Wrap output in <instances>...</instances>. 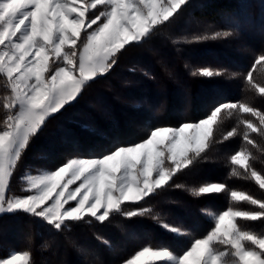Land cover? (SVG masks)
<instances>
[{"label":"trees","instance_id":"obj_1","mask_svg":"<svg viewBox=\"0 0 264 264\" xmlns=\"http://www.w3.org/2000/svg\"><path fill=\"white\" fill-rule=\"evenodd\" d=\"M217 32L221 35L212 38ZM260 55H264V0H189L140 44L126 46L110 72L89 82L65 110L48 118L19 161L8 194H28L26 175L55 170L69 158L98 157L116 146L131 145L157 127L198 122L223 102L245 103L264 112V94L247 81L252 71L253 81L264 86V67L253 68ZM204 67L222 70L223 75L192 74ZM0 78L2 100L9 88ZM5 118L0 107V126ZM244 119L259 125L249 113L224 112L213 126L211 143L174 175L170 186L139 205L125 204L126 211L150 210L142 216L114 213L103 223L86 217L67 221L57 230L22 211L0 214V260L26 251L29 264H122L143 247L166 246L180 253L206 235L215 216L229 207L258 210L248 201L231 198L232 191H239L264 200V189L250 172L231 163V156L245 148L251 153V167L264 177V136L250 133L255 146L247 144ZM233 129L235 134L225 139ZM208 183L226 187L220 193L193 194ZM164 223L180 227L184 234L165 230ZM237 224L264 234V221L238 218Z\"/></svg>","mask_w":264,"mask_h":264},{"label":"snow or ice","instance_id":"obj_2","mask_svg":"<svg viewBox=\"0 0 264 264\" xmlns=\"http://www.w3.org/2000/svg\"><path fill=\"white\" fill-rule=\"evenodd\" d=\"M188 3L0 0V76L9 88V94L0 100L6 114L0 126V214L22 211L57 230L67 221H84L86 217L103 223L114 213L142 216L150 210L136 207L126 211L125 204L139 205L157 190L170 186L174 175L200 157L211 143L213 126L218 125L224 112L249 113L259 120V125L251 119L241 121L247 144L255 146L250 133L264 136V112L245 103L223 102L198 122L157 127L146 139L131 145L116 146L98 157L69 158L55 170L26 175L23 179L29 194H8L19 161L48 118L65 110L89 82L110 72L126 46L140 44ZM220 35L217 32L212 38ZM256 65L264 67V55L256 59L253 68ZM192 74L213 78L223 75V71L204 67ZM252 77L249 71L248 83L264 94V86ZM235 131H229L225 139ZM250 157L251 153L242 148L231 156V163L250 172L264 189V177L251 167ZM233 174H239L235 168ZM77 182L78 186L69 187ZM225 187L208 183L193 194L220 193ZM231 198L248 201L258 210L229 207L215 216L214 227L206 235L192 240L182 252L166 246L143 247L124 264H264V234L243 230L237 224V218L264 221V200L239 191H232ZM163 228L177 236L184 234L180 227L167 223ZM29 260L28 252H15L0 264H29Z\"/></svg>","mask_w":264,"mask_h":264},{"label":"rangeland","instance_id":"obj_3","mask_svg":"<svg viewBox=\"0 0 264 264\" xmlns=\"http://www.w3.org/2000/svg\"><path fill=\"white\" fill-rule=\"evenodd\" d=\"M94 28V27H93ZM4 81H5V78L3 79ZM0 83H1V78H0ZM5 83H6V81H5ZM1 91H6V90H1ZM7 92V91H6ZM6 92H4V93H6ZM8 93V92H7ZM44 172H42V173H40V174H37V175H42ZM37 175H33V176H37ZM78 183L79 182H77V184L76 185H70L69 187L70 188H74V187H76V186H78ZM26 189H27V187H26ZM29 194V193H28ZM48 203H51V201H49ZM71 204H74V202H70ZM66 207H67V205H66ZM237 222H238V218H237ZM13 254V253H12ZM4 259H6V258H4ZM157 264H159V262H156ZM122 264H124V263H122Z\"/></svg>","mask_w":264,"mask_h":264}]
</instances>
